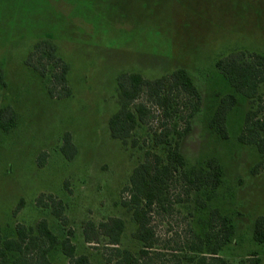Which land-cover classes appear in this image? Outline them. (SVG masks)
I'll use <instances>...</instances> for the list:
<instances>
[{"label":"rangeland","instance_id":"rangeland-1","mask_svg":"<svg viewBox=\"0 0 264 264\" xmlns=\"http://www.w3.org/2000/svg\"><path fill=\"white\" fill-rule=\"evenodd\" d=\"M37 43L55 45L56 56L69 65L70 95H49L52 65L41 60L45 78L35 69ZM239 54L264 55V0H0L5 80L0 109L16 114L12 129H0L1 236L15 238L17 225L35 228L45 219L54 234L70 237L77 255L105 264L111 255L106 238L86 243L83 227L88 221L97 226L120 218L125 228L119 248L136 254L141 244L133 238L132 214L121 204L129 199L122 189L151 146L149 130L185 125L175 116L165 118L143 94L136 104L149 109L147 124L126 145L113 139L108 120L118 109V78L139 73L154 80L184 68L202 105L180 151L189 166L215 157L223 168L222 183L203 209L194 194L187 198L182 187L172 188L165 208L149 214L156 243L141 262L169 264L182 256L197 241L195 234L205 235L204 222L217 208L235 226L233 239L218 256L227 264H264V244L253 239L254 222L264 216V163L259 165L254 146L237 139L247 99L236 95L227 140L208 127L219 97L234 93L215 62ZM181 100L176 99L180 105ZM155 152L162 153L160 148ZM58 200L64 206L62 220L50 207ZM49 259L67 263L59 248Z\"/></svg>","mask_w":264,"mask_h":264},{"label":"trees","instance_id":"trees-1","mask_svg":"<svg viewBox=\"0 0 264 264\" xmlns=\"http://www.w3.org/2000/svg\"><path fill=\"white\" fill-rule=\"evenodd\" d=\"M39 53L35 69L45 78L46 67L41 60L52 65L51 83L48 93L52 97H64L71 93L68 87L69 65L56 56V47L47 44L41 47L35 45ZM216 69L224 76L234 93L219 97L218 103L208 121L209 129L219 138H229L227 117L237 104V96L247 99L248 109L245 113L243 127L238 135V142L254 146L261 156L259 165L264 163V55H230L215 62ZM5 85L4 73L0 66V87ZM145 94L162 110L165 118L177 117L184 123L179 130L176 126L168 129L161 124L159 130H149L151 146L144 152V161L132 171L128 184L122 192L129 193V199L121 202L122 206L132 214L135 224L133 238L141 244L136 254L119 245L124 232L125 223L120 218H110L97 226L88 221L83 232L86 243L95 241L98 237L106 238L111 255L105 259V264H142L148 258L149 251L155 245L154 232L150 227L149 214L155 209H164L168 202L169 192L177 185L184 189L189 198L196 196L200 209L205 208L214 192L222 183L223 168L215 157L208 158L202 164L189 166L180 151V142L191 130V119L200 112L202 95L197 89L188 71L178 68L154 80L146 79L139 73L122 74L118 78L117 111L108 120V129L113 139L126 145L128 139L137 128L147 124L149 109L146 104L136 101ZM182 98V103L176 99ZM183 108V112L179 109ZM5 116L8 118L6 122ZM16 124V114L10 108L0 109V129L7 132ZM160 148L162 153H156ZM65 153V150L62 149ZM71 156H67L70 158ZM39 205L48 206L39 200ZM20 207V206H19ZM18 207V208H19ZM50 207L54 216L62 220L64 206L60 200L52 202ZM205 224V235L195 234L196 242L188 246L182 256H174L169 264H227L218 255L235 235V226L228 216L219 209H212ZM15 238H3L0 234V264H52L49 255L59 248L66 257V264H95L85 254L77 255L76 246L69 236L60 238L54 234L45 219L40 220L35 228L17 225ZM71 232H69L70 234ZM253 239L258 244H264V216H259L254 222ZM259 261L255 260L253 264Z\"/></svg>","mask_w":264,"mask_h":264}]
</instances>
